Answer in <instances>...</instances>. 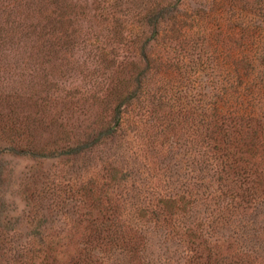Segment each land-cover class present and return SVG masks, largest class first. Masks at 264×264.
Here are the masks:
<instances>
[{
  "label": "rangeland",
  "instance_id": "obj_1",
  "mask_svg": "<svg viewBox=\"0 0 264 264\" xmlns=\"http://www.w3.org/2000/svg\"><path fill=\"white\" fill-rule=\"evenodd\" d=\"M207 9L264 35V0H0V264H264V205L200 127L229 46ZM175 14L173 91L129 101L148 21Z\"/></svg>",
  "mask_w": 264,
  "mask_h": 264
},
{
  "label": "trees",
  "instance_id": "obj_2",
  "mask_svg": "<svg viewBox=\"0 0 264 264\" xmlns=\"http://www.w3.org/2000/svg\"><path fill=\"white\" fill-rule=\"evenodd\" d=\"M180 4L168 5L161 12L166 13L170 6L171 11L179 13ZM179 14L181 16V13ZM211 15L209 9L204 10L203 14L194 17L192 22L197 23L196 26L204 24L207 30L211 25L208 34L210 36V32L218 27L216 30L220 32L216 36V43L219 54H223L220 40L223 42L227 39L229 46L224 54L226 86L224 95L219 94L212 100L210 116H201L200 127L206 130V137L208 130L209 134L211 133L215 154L219 157L218 160H222V171L227 180L232 179L237 192L242 194L239 198L250 199L257 208L264 205V199L261 198L264 196V35L250 36L249 31H242L243 24L235 19L230 23V27L228 24H222V17L212 24L214 21H210ZM174 18L178 19V14L172 16V21L169 22L156 15L148 21L150 32L140 47L143 67L134 78L135 90L128 96L129 101L143 97L144 93L151 92L152 89H155L156 94L160 92L162 96V85L165 81L173 91L170 84L174 81L168 83L173 76L171 71L167 72V68H176L175 62L161 58L157 49L164 46L167 51L172 52V46L178 40L179 45L190 44L186 35L180 32V26ZM178 74L182 76L181 72ZM173 113L186 118L190 114L183 109ZM229 264L238 262L231 260Z\"/></svg>",
  "mask_w": 264,
  "mask_h": 264
}]
</instances>
